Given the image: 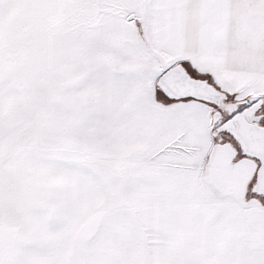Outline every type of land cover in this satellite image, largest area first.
I'll return each instance as SVG.
<instances>
[{"label": "snow or ice", "instance_id": "obj_1", "mask_svg": "<svg viewBox=\"0 0 264 264\" xmlns=\"http://www.w3.org/2000/svg\"><path fill=\"white\" fill-rule=\"evenodd\" d=\"M0 264H264V0H0Z\"/></svg>", "mask_w": 264, "mask_h": 264}]
</instances>
